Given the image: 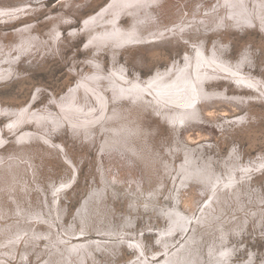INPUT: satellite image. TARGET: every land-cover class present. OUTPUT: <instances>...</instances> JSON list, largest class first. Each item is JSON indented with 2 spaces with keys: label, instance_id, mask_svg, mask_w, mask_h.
Wrapping results in <instances>:
<instances>
[{
  "label": "bare ground",
  "instance_id": "bare-ground-1",
  "mask_svg": "<svg viewBox=\"0 0 264 264\" xmlns=\"http://www.w3.org/2000/svg\"><path fill=\"white\" fill-rule=\"evenodd\" d=\"M177 1L181 4H175V0H112L97 13L83 18L82 26L84 32L92 36V41L98 45L106 42L118 46L133 43L158 45L166 37H171L172 43L183 40L191 43L193 40L190 36L198 33L199 27L208 26L214 19L210 15L190 14L186 4L189 1ZM259 5H264V0ZM197 9L198 7L194 8L192 12ZM237 11L242 17L245 15L244 12ZM125 15L129 17V28L120 26V18ZM251 15H255L260 26L264 27V9L256 8V13ZM200 17L203 18L202 22ZM90 27L96 29L90 31ZM73 31L77 29L74 28ZM20 44L19 56L15 60L17 52L10 54L11 47L0 49V63L2 59L7 58L6 63L0 65V80L7 81L19 74L16 63L21 53L27 48L32 49L30 47L32 42L22 40ZM192 51H186L183 63L175 61L169 69L159 68L146 79L139 76L130 78L125 73V67L121 65L119 67L113 65L112 73L108 74L100 69L94 71L92 69L93 73L88 72L86 78L79 79L75 87L73 85L70 89L71 92L61 95L59 99L56 98L65 119L52 114L49 107L46 111L37 109L34 112L16 109L13 106L6 108L3 106L4 110L0 109L7 113L10 120L12 119L9 128L17 129L22 123L33 120L36 124L46 123L53 126L67 121L71 125H80L89 133L88 135L95 131L97 125L105 129L104 141L100 143V157L97 158L101 182L103 186H111V192L124 193L122 188L126 187L128 192L125 194L135 193V196L131 194L134 197L132 201L137 200L136 194L152 192L149 198L143 200L144 205L156 213L160 212L163 218L167 217L170 221L167 228L159 227L157 230L159 249L148 252L143 238L137 236L132 238L127 232L128 229L119 230L110 220H102L105 215L103 204L99 200L101 197L99 189L93 190L81 203L76 215L78 225L76 221L74 225L65 224L61 197L66 195V191L62 189L70 182V177L54 186L51 196L47 194L49 197L47 195L41 197L44 202L41 201L40 205L36 206L30 202V178L33 177L36 184L41 178L37 181L33 175V159L29 156L32 140L38 139L37 130L26 128L21 130L23 132L16 140L27 139L29 143H23L20 149L15 145L14 148L5 151L8 146H4L7 138L0 132V148L4 146L0 150V264H12L13 259L25 264L30 260L29 254L33 251L34 257L39 258V264H109L112 258L116 257L121 245L129 246L133 251V258L124 264H203L204 252H207L208 264L253 262L264 264V258L257 260L258 251L255 249L247 255V261H235L233 257L236 259V253L240 248L230 243L231 236L240 235L249 222L259 227L264 225V193L254 188L264 174L256 180L251 178L254 170H263L264 153L259 150L258 156L244 162L240 146L238 148L236 145L232 146L230 154L225 157L220 153L221 143L218 142V138L223 139L229 134L227 130L230 127L234 129L233 133L237 132L251 120L255 121L256 116L249 117L247 113L239 119L236 118L237 122L233 123L230 116L229 118L221 116L220 119L226 121V124L219 122L218 124L217 121L220 119L211 121L202 113L203 105L204 107L220 103L234 105L236 102L245 105L246 101L250 103V98L264 100V80L252 72L245 71L244 55L233 61L221 48H213L208 54L200 42H197L196 48ZM88 59L90 60V57ZM99 63L101 62H95L97 66ZM219 80L232 83L235 88L247 89L249 93H230L227 88L213 87L211 82H215L213 85H216ZM93 88L100 105L95 113L90 114L88 111L95 109L97 104L92 108L85 107L87 101H91V96L86 90ZM117 100L119 104L114 103ZM148 101H154L158 108H163L162 113L170 117L171 123L176 126L183 123L185 126L189 125L188 127L194 125L195 133L210 134L215 139H212L213 143L210 139L204 144L199 142L197 146L181 143L184 163H179L173 185L178 183L181 176L179 185H182V189L179 190V194L188 188L186 199L183 200L187 203V211L169 205L167 209L158 206L155 194L160 190L156 187L162 186L164 183L162 177L165 172H170L173 164L169 162L159 164L154 148L152 149L147 141L141 142L147 137L148 132L142 127L143 123L138 114L150 105ZM79 103H84L83 108L78 105ZM219 134L221 136L216 137ZM45 139L50 143H57L49 137ZM184 141L182 140L183 143ZM57 145L65 151L62 141ZM175 145V149H178L179 146ZM207 150L211 152L206 153L209 152ZM214 151L218 152L217 155L212 154ZM170 153L174 156L176 152L171 150ZM65 154L67 156L68 152L65 151ZM25 159L30 167L23 162ZM67 159L71 162V158ZM30 170L33 173L29 174ZM144 178L148 180L147 184ZM191 181L198 183L190 184ZM153 195L154 198L151 197ZM174 197L173 200L176 199ZM25 198L29 201L28 205L24 201H27ZM179 199L180 196L176 201ZM129 223L130 221L125 220L123 226ZM177 233L181 236L186 233V238L180 240L181 237L178 238Z\"/></svg>",
  "mask_w": 264,
  "mask_h": 264
},
{
  "label": "rangeland",
  "instance_id": "rangeland-1",
  "mask_svg": "<svg viewBox=\"0 0 264 264\" xmlns=\"http://www.w3.org/2000/svg\"><path fill=\"white\" fill-rule=\"evenodd\" d=\"M111 1L112 0H0V49L3 50L5 47H11L12 50L10 54L15 51L17 52L14 58L15 60L19 56L18 47H20L22 40L32 42L30 45L32 49L27 48V50L21 53L16 63L19 74L7 81L0 80V109L4 110V108L8 106H13L16 109L21 108L34 112L37 109H45L46 111L47 107H49V111H51L52 114L59 115L62 119H65L61 113V107L57 104L56 100L59 99L61 95L71 92L70 89L72 86L74 85L73 87H75L79 79L85 77L88 72L93 73L94 70L100 69L108 74L112 73L111 70L113 65H116V67L121 65L123 68L125 67V73L130 78L139 76L142 79H146L159 68V70L169 69L171 64L175 61L183 63L186 51L193 52L192 50L196 48L197 42L203 45L204 50L208 54L213 48L223 49L227 57L233 61L238 60L244 55L246 57L243 65L245 71L252 72L254 75L264 80V27L260 26L255 15H253L254 17L251 15L256 13V8H261V10L264 9V5H259L262 0H188L189 2L186 4L190 14L210 15L214 19L208 26L204 28L199 27L197 29L198 33L190 36V38H192L191 40H193L191 43H189V41L185 42L184 40L172 43L170 42V40H172L170 39L171 37H166L164 40L160 41L161 43L158 45H137V43H133V45L137 46H133L132 44L118 46L112 42L98 45L96 42L92 41V36L90 37L84 32V27L82 25L84 19H86L89 14L97 13L101 7L104 8L106 5H109ZM177 3L181 4L180 1L178 2L175 0V4ZM196 7H198V11L195 10L192 12ZM181 8L183 7L181 6ZM5 9L10 10L5 11ZM234 9L242 13L244 12L246 15H244L245 18L239 15L238 11ZM184 16H186L185 13ZM202 19L203 18L200 17V22H202ZM120 20L118 21L121 22V27L129 28L130 22L127 15L120 18ZM74 28H76L77 31H73ZM96 28L90 27L89 30L93 31ZM202 30L204 31L202 32ZM15 44L17 45L15 46ZM115 50L117 51L113 54ZM87 57H90V60ZM6 59L7 58L2 59L0 65L5 64ZM95 60L101 62L99 66L95 64ZM224 82V80H219L216 85H213L215 82L212 81L211 84L213 87H218L219 89L227 88V91L230 93H249L247 89L235 88L232 83ZM86 91L88 95L91 96V101H87L85 107L92 108L97 104L95 109L88 111L90 114H93L99 109L100 104L98 103L97 97L94 95V88L92 90L87 89ZM109 93H111V91H109ZM118 102V100L114 101L115 104ZM249 102L250 103H247L246 101L245 105L238 104L237 102L234 103V105H228L226 103L205 107L203 105L202 108L206 110L202 111V113L207 115V118L211 121L216 118L220 119L223 116L228 118L230 116V121L233 123L237 122L239 117L245 116L247 113L249 117H257V119L255 117V121L251 120V122L242 127L239 126L240 128L237 132L235 131L233 133L234 129L230 127L227 130L229 132L227 136L223 139L218 138V142L221 143V155L227 157L230 154L232 146L236 145L237 148L240 146L242 152L241 157L244 162L250 160L252 157L258 156L260 151L264 153V100L263 98H261V100L250 98ZM149 103L150 105L146 106V108L141 110L138 114L139 119L143 123L142 127L146 128L148 132L147 137L141 140V142L147 141L149 146L152 147V149L154 148L159 158L157 160L159 164L160 162L166 164L169 162L173 164L171 165L173 168L169 170L170 172L164 173V177H162L164 183L162 186L156 187L160 190L155 194L158 206L167 209L169 205L187 211V203H184L183 200L186 199L188 188L184 189L181 195L179 194V190L182 189V185H179L182 177L180 176L178 183L173 185L176 169L179 168V163H184V155L181 152L182 145L188 143L192 146H197L199 142L204 144L210 139L212 142H209L213 143L214 141L212 139H214V137L210 134H202L201 132L195 133V129L193 128L194 125L188 127L189 125L185 126V123H183L176 126L171 123L170 117L162 113L164 110L163 108H158L157 103L154 101H150ZM83 104L84 103H79L78 105L83 108ZM3 106L5 107L3 108ZM2 110H0V132L1 135L7 138V141L4 143V146L8 145L5 151L8 148H14L15 145L16 148L20 149L23 143H29L27 139L16 140L17 136L23 132L21 131L22 129L29 128L37 130L38 139L35 140L34 138L32 140V146L29 148V156L33 159V162L35 161L34 163L32 162V165L34 164V173L31 170L28 173H33L37 181L39 178L41 179H39L36 184L34 178H30V184H33L32 186L29 184L31 193L30 202H33L36 206L40 205L41 201L44 202L43 198L47 194L49 196L52 195L54 186L70 177V182L62 189V191H66V195L61 197L62 209L65 212L63 215L65 224L68 226L71 224L74 225L77 212L83 200L86 199L93 190L99 189L101 190V197L99 200L103 204L102 209L105 215V217H102V220H110L113 226L119 230H122V228L128 229L127 232L130 233V237L132 238L136 236L143 238L148 252H151L152 249H159L156 236L157 230L159 227L167 228L170 221L167 217L163 218L160 212L156 213L155 210L152 208L147 209L144 205V201L152 195V192L145 191L144 193L136 194L138 201H132V198H134L132 195L135 196V193L131 192L125 194V192H128L126 191L128 190L126 187L122 188L124 189L122 190L124 193L117 191L111 192V186H103L101 182L98 170L99 159L97 158L100 157V143L104 141L105 129L97 125L95 126V131L88 135L89 133L81 128L80 125H71L67 123V121L58 126H53L52 124L47 125L46 123L36 124L33 120L22 123L17 129L14 127L9 128L8 125L11 123L12 119L10 120L7 113ZM236 118L238 119L236 120ZM218 122L220 124H226V121L223 119L218 120L217 123ZM235 127H237V125H235ZM177 136L180 138L178 139ZM220 136L219 134L216 137ZM45 137H49L57 143H61L62 141L65 151L68 152L67 156L61 146L57 145V143H50ZM178 140H181L180 143ZM182 140L186 142L184 141L183 143ZM135 141L138 142L136 139ZM175 144L179 146L178 149H175ZM170 148L176 152L174 156H171ZM207 151L209 152H205H211V150ZM217 153V151H214V153L212 152L214 155H217ZM67 157L69 159L71 158L70 160L74 165L68 161ZM23 162L27 163V159ZM263 174L264 168L262 171L256 169L252 172L251 178L256 180L262 177ZM143 180L145 184L148 183L147 179L144 178ZM263 180L264 176L260 178L259 184L254 188H257L258 191L262 190L261 192L264 193ZM40 181H42V183ZM192 183L196 185L198 182L191 181L190 184ZM48 195L47 197H49ZM155 195L151 197L154 198ZM178 195L180 199L176 201V199L179 198ZM174 196L176 197L175 200H173ZM24 201L28 205V199ZM135 201H137L138 204H136ZM125 220L130 221L127 226H123ZM77 223L76 221V224ZM35 227L36 226H34V228ZM185 234L181 236L180 233H177L176 235L178 238L181 237L180 240H182L186 238ZM95 235L96 234H92V236ZM230 243L240 248V251L236 253V259L233 257L235 261H247V255L254 249L258 251L257 260L263 259L264 225L259 227L249 222L240 235L231 236ZM43 247L44 245L42 248ZM33 252L29 254L31 258L27 260L25 264H39V258H35L32 254ZM204 253L205 259L202 262L203 264H208L209 258L206 254L207 252ZM132 256V249H130L129 246L121 245L120 249L117 251L116 257H111L112 260L109 264H124L130 261L133 258ZM11 263L24 264L15 259H13ZM252 264H254V262Z\"/></svg>",
  "mask_w": 264,
  "mask_h": 264
},
{
  "label": "water",
  "instance_id": "water-1",
  "mask_svg": "<svg viewBox=\"0 0 264 264\" xmlns=\"http://www.w3.org/2000/svg\"><path fill=\"white\" fill-rule=\"evenodd\" d=\"M202 111H206L205 109H202Z\"/></svg>",
  "mask_w": 264,
  "mask_h": 264
}]
</instances>
